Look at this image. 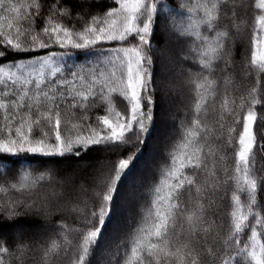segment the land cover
<instances>
[{
	"label": "trees",
	"instance_id": "obj_1",
	"mask_svg": "<svg viewBox=\"0 0 264 264\" xmlns=\"http://www.w3.org/2000/svg\"><path fill=\"white\" fill-rule=\"evenodd\" d=\"M10 2L22 4L26 0ZM37 2L40 5L39 13L20 21L23 28L34 29L26 34V37H22L28 43L30 36L35 34L47 40L41 30L48 26L49 16H52L55 22L69 28L74 27L75 31H83L85 22L90 23L92 15L106 12L112 6L113 0H37ZM165 3L168 8L160 11L162 22L151 38V56L154 61L152 74L157 101L155 120L146 143L136 147L138 157L119 188L115 215L108 223L98 246L92 251L91 264H125L130 256L131 241L138 231V226L144 223L157 197L164 196L167 191L164 188V181L167 180L169 184L175 183L172 178L166 176V173L174 168L170 153L180 152L175 146L183 140L188 129L195 128L193 122L196 119L201 121L202 129H196L199 136L192 147L202 148L200 155L203 164L199 170L191 167L183 169L185 174L195 173L193 179L196 185H186L180 190L181 204L177 210L175 223L169 228V238L174 246L185 242L190 247H195L201 254V264H213V257L208 254L207 249L211 248L219 255L224 238L230 230L231 197L236 189L231 179L235 174L234 152L239 146L238 135L242 131L243 117L252 89L257 87L258 80L264 98V74H258L250 64L254 30L258 27L259 18L264 16V9L257 7L260 0H223L219 27L221 31H228L230 38L225 45L226 52H222L220 57L213 61L212 69L206 71L200 67L202 60L200 54L207 47L201 37L207 36L208 41H212L214 34L207 31L204 25H200L199 28L191 27L202 18V9L191 13L187 10L189 7L195 9L199 0H165ZM8 6L9 0H5L4 7H0V17L14 15L6 11ZM65 7L70 9L71 15L58 14L57 10ZM21 11L23 12V9ZM29 12L35 13L36 9L29 8ZM164 20L167 23H164ZM0 23L5 25L4 30L15 31V22L12 30L6 28L7 21L0 20ZM197 31L200 32V37L195 35ZM178 35L181 38H178ZM2 40L3 37L0 36V41ZM123 43L128 44V41ZM120 46H122L120 42L112 41L89 49L70 47L62 49L53 43L50 48L39 49L33 53L14 55L9 52L0 58V66L26 63L29 59H38L41 55L56 52L60 57L53 65L60 68L56 76L49 75L50 70L46 68L44 83L40 89L35 87V76L32 78L33 83L25 87L29 96L33 94L42 96L43 91L49 92L50 95L55 92L62 108V129L67 130L64 134L87 135L90 131L89 125L103 128V125H98L97 117L107 115V104L100 98L101 89L105 94L107 89L102 83H95L93 91L96 95L89 98L87 103L90 106L83 109L69 107L73 102V93L87 89L93 81L91 73L108 70L106 57L109 50ZM0 50L8 51L3 44H0ZM165 70L167 71L164 74L162 71ZM80 76L85 78L83 84ZM205 78L213 83L206 93L203 89L200 90L205 94L207 102L203 104L197 116L195 104L199 97L194 81L203 82ZM223 82L227 86H224ZM2 88L4 86L0 85V89ZM7 90L12 94L0 95V100L10 102L17 99L15 93L20 92L21 86L9 82ZM111 98L116 110L124 112L126 103L122 98L115 93L111 94ZM225 98L229 101L226 109L221 107ZM256 108L259 117L262 114L259 111L261 105H257ZM19 111L20 114L15 116L11 124L13 135L27 109ZM37 115L33 108L32 118L35 119ZM2 117L3 111L0 110V129L5 125ZM24 118L27 119L26 116ZM73 124L78 127L73 129ZM44 128L47 130L46 124ZM230 128L235 131L230 133ZM24 130L27 133L26 126ZM6 135L7 132L0 134V138ZM40 135L41 129L34 126L32 136ZM51 139L54 142V134ZM229 139L231 143L228 142ZM259 139L264 140V135ZM192 147L187 150L189 153ZM129 151H132V146L122 153H116L106 151L103 145H97L92 146L79 158L43 157L28 153L8 156L9 159L18 162L0 165V185L7 188L6 192H0V206H8L15 201L23 205L25 202L32 203L45 198L49 203L46 214L42 215L28 212V209L22 206L19 210L27 214L18 218H8L0 212V239L7 241L10 248L8 253L0 255L4 264H74L79 254V245L82 243L81 229L90 227L83 223L82 217L90 215L92 208L96 206V192L101 187L100 178L107 173L118 154H127ZM255 162L254 175L264 177V152H257ZM82 164L84 166L80 167ZM175 167H178V162ZM79 168L81 171L75 176L74 172ZM43 173H50L52 177L50 181L47 177L41 181L43 188L17 191L11 187L12 184H26L25 176L30 180L31 177ZM92 179H97L99 184L94 186ZM79 183L84 184L85 191L79 192ZM157 187L163 190L157 193L155 191ZM197 187L200 188L199 193L196 191ZM240 195L244 200V194ZM258 202L262 206L261 215L264 216V192L259 193ZM193 212L200 217L196 233L190 231L187 220V216ZM249 223L250 225L253 223L252 218ZM61 224L66 226L62 230ZM206 228L207 232L204 231ZM248 235L249 231L246 229L241 236L242 244ZM261 239L264 240V232ZM52 241H56L59 247L46 256L45 249ZM151 242L157 241L152 238ZM20 244L26 247L20 248ZM231 251L235 254V248ZM238 259L241 264H250L243 258ZM161 264H164L163 260ZM170 264L177 262L172 260Z\"/></svg>",
	"mask_w": 264,
	"mask_h": 264
},
{
	"label": "snow or ice",
	"instance_id": "obj_2",
	"mask_svg": "<svg viewBox=\"0 0 264 264\" xmlns=\"http://www.w3.org/2000/svg\"><path fill=\"white\" fill-rule=\"evenodd\" d=\"M223 0H199L196 8L189 7V13L200 11L203 16L191 27L199 28L200 25L206 26V30L214 34V39L208 41L207 36L201 37L207 47L203 53L200 67L206 71L212 69L213 61L220 57L222 52H226L225 45L230 38V33L226 30L221 31L219 22L221 19V4ZM5 0H0V7H4ZM6 11L14 14L11 16L0 17V20L7 21L6 28L15 31H6L5 25L0 23V36L3 44L8 51L0 50V58L5 57L11 52L14 55L33 53L39 49H47L53 43L60 48L89 49L98 44L118 41L122 46L113 47L109 50L106 57V63L109 69L105 72L95 71L91 73L93 81L86 90L74 91L72 101L69 104L71 108H88L87 103L90 97L96 93L93 91L95 83H102L107 89V94L101 89L100 98L107 104V115L98 116V125L103 128L92 127L87 135L64 134L66 129H62V108L57 99V94L51 95L47 91L42 92V96L33 94L29 96L26 85L33 83V77H36L35 87L41 88L44 83L45 69H49V75L56 76L60 68L54 67L60 59L56 52H50L39 56L38 59H29L26 63L12 64L8 67L0 66V95L8 96V83L12 85L19 84L20 92H16L17 99L10 102L0 100V110L3 111V120L5 125L0 129V134L7 132V135L0 138V165L3 163L16 164L18 161L11 160L8 156H16L18 153H28L43 157L71 156L79 158L87 152L92 146L103 145L106 151L122 153L130 146L132 151L127 154H118L115 162L111 164L107 173L100 178L101 187L96 192V206L92 208L90 215L82 217L85 225L90 227L82 228V243L79 245V254L76 256L74 264H91L90 256L95 247L102 239L108 223L115 215L116 201L118 199L119 188L123 180L134 167V161L138 157L136 147L144 145L152 130L156 115V88L153 81L152 67L154 61L151 56V38L159 24L162 22L160 16L161 10H166L168 5L165 0H113L112 6L104 13L92 15L91 22H85L83 31H75L74 27L69 28L59 22H55L52 16H49L47 25L41 30L47 40L41 39L39 34L30 36V43L22 39L26 34L34 31L33 28L27 29L20 25V21L30 15L39 13L40 5L37 0H26L22 4H11ZM35 8V13H30L29 8ZM184 7L183 5L181 6ZM257 7L264 9V0H260ZM23 9V12L21 11ZM59 15H71L67 7L58 9ZM167 23L166 20L163 21ZM200 37V32L195 33ZM131 38V39H130ZM178 38H181L178 35ZM128 41V44L123 42ZM103 55V54H101ZM105 61H102V63ZM250 64L252 69L258 74H264V16L258 20V27L254 30L252 41V52ZM16 69V71H13ZM19 73V74H18ZM79 75V74H76ZM103 77V79H100ZM81 83L84 77H79ZM197 96L199 99L195 104L197 116L207 102L204 93L212 87V81L206 78L203 82L194 81ZM260 81H257V87L252 89L250 100L243 117L242 131L238 135L239 147L235 150V169L234 176L231 178L236 186L231 197L232 210L230 212L231 224L228 235L224 238L222 249L219 255L208 248L207 252L213 257V264H241L238 258H243L250 264H264V240L261 234L264 232V216L261 215L258 202V195L264 192V177L254 175L255 156L258 151L264 152V140L259 139L264 135V98L259 88ZM203 89L204 93L200 90ZM22 92V94H21ZM118 94L126 103L124 112L116 110L111 94ZM229 101L225 98L222 108H227ZM235 103V101H232ZM257 105H261L257 115ZM243 103L241 108H243ZM27 109V112L21 116V123L15 128V135L12 134L11 124L16 115L20 114V109ZM35 108L38 115L32 118V110ZM27 117L25 119L24 117ZM47 130L44 128V124ZM239 122V121H237ZM195 128L187 130L183 140L175 147L180 149L179 153H170L174 168L166 173L167 177L172 178L175 183L169 184L164 181V188L167 189L162 197H157L152 208L148 211L143 224L138 226V231L132 238L131 247L125 264H170L175 260L177 264H201V254L195 247H190L188 243L181 242L178 246L172 245L169 238V228L175 223L177 210L180 208L181 198L180 190L185 186H194L196 181L193 174H185L183 169L191 167L199 170L202 167L201 147H192L195 145L199 133L196 129H202L199 119L194 120ZM27 127V133L25 132ZM41 129V135L32 136L33 127ZM73 129L78 125L73 124ZM221 127H223L221 125ZM235 129H229L234 132ZM131 133V135H128ZM54 134V142L52 135ZM135 142V146H133ZM231 143V139L228 141ZM192 147L191 152L187 150ZM6 154V155H5ZM178 162V167H175ZM214 174V173H213ZM52 179L50 173H43L39 176H25L26 184H12L11 187L17 191L38 190L44 185L41 181L45 178ZM163 189L157 187L155 191L161 192ZM7 188L0 185V192H6ZM197 193L200 188L197 187ZM241 193L244 194V200L241 199ZM49 201L44 200L25 202L20 205L15 201L8 206H0L2 212L8 218H18L27 213L21 212L19 207H25L28 212L42 215L46 214V208ZM252 218L253 223L249 221ZM190 225V231H198L197 224L200 217L195 213L187 216ZM66 227L61 224V230ZM249 231L246 241L241 243V236L245 230ZM205 232L208 229H204ZM155 238L157 242H151ZM20 248L26 247L24 244ZM59 245L52 241L45 249V255L49 252H55ZM235 248V254L231 251ZM10 251L7 241L0 239V255ZM0 264L4 261L0 259Z\"/></svg>",
	"mask_w": 264,
	"mask_h": 264
},
{
	"label": "rangeland",
	"instance_id": "obj_3",
	"mask_svg": "<svg viewBox=\"0 0 264 264\" xmlns=\"http://www.w3.org/2000/svg\"><path fill=\"white\" fill-rule=\"evenodd\" d=\"M239 5V4H238ZM166 71L167 70H165V71H162V72H164V74L166 73ZM169 74V73H168ZM223 85L224 86H227V84H225L224 82H223ZM171 98L173 97V95L172 96H170ZM239 147V146H238ZM84 165L82 164L80 167H83ZM88 168V166H86V169ZM79 171H81V169L79 168V169H77L74 173H75V176H77V175H79ZM71 180V179H70ZM91 182H93V185L94 186H97L98 184H99V181L97 182V179H92L91 180ZM67 184V183H66ZM62 185V184H61ZM63 186V185H62ZM66 186V185H65ZM82 191H85V187H84V184H82V183H79V192H82Z\"/></svg>",
	"mask_w": 264,
	"mask_h": 264
}]
</instances>
